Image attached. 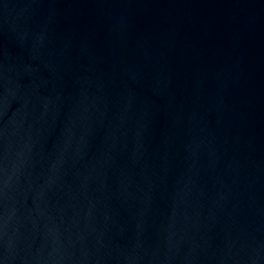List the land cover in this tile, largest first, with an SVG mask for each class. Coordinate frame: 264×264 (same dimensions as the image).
Returning a JSON list of instances; mask_svg holds the SVG:
<instances>
[{"label":"water","instance_id":"water-1","mask_svg":"<svg viewBox=\"0 0 264 264\" xmlns=\"http://www.w3.org/2000/svg\"><path fill=\"white\" fill-rule=\"evenodd\" d=\"M0 264H264V0H0Z\"/></svg>","mask_w":264,"mask_h":264}]
</instances>
